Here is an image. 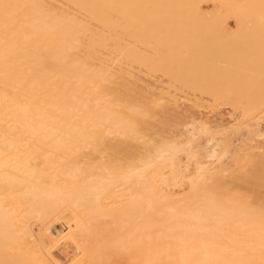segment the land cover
Listing matches in <instances>:
<instances>
[{"label": "bare ground", "instance_id": "obj_1", "mask_svg": "<svg viewBox=\"0 0 264 264\" xmlns=\"http://www.w3.org/2000/svg\"><path fill=\"white\" fill-rule=\"evenodd\" d=\"M200 1L0 0V264H264L257 0Z\"/></svg>", "mask_w": 264, "mask_h": 264}, {"label": "rangeland", "instance_id": "obj_2", "mask_svg": "<svg viewBox=\"0 0 264 264\" xmlns=\"http://www.w3.org/2000/svg\"><path fill=\"white\" fill-rule=\"evenodd\" d=\"M202 1H204V0H202ZM202 1H200L201 2V6H202V11H206V12H209V11H212L213 9L215 10V9H217L218 8V10L217 11H221V12H219L220 13V15H221V19L220 20H222V19H224V17L222 16V12L224 13L225 11H226V13H224L225 15L224 16H226V14H227V10H229V8H227L228 6L226 5V8H227V10H226V8L225 9H223L222 7H224V6H222L221 7V5L218 3V2H220L221 0H218V2H215L214 4L212 3V2H210V1H208V3L207 2H202ZM217 1V0H216ZM223 1V0H222ZM228 1V2H227ZM233 1V3L235 2V0H224L223 1V3H225V4H231V2ZM235 3H237V2H235ZM218 4V5H217ZM253 5H251L252 7V15H254V13H255V17H257L258 18V20H257V18L256 19H254V20H252V21H250L249 20V22H253L252 24L251 23H248V21L246 22H244L245 24H243L242 26H246L245 28L247 29V27L249 28V31H251L252 32V35H254V37H252V42H251V44L248 46V47H241V45H239L238 44V42L237 41H239L240 40V38L239 39H237L238 38V35H236V39H237V41H235V38L233 39L236 43H234V42H231V46L233 45V47H235V48H233V47H231L232 49V51H236V52H242V51H240L241 50V48H242V50H243V52H244V49L247 51V53L248 52H250L249 53V55L251 54V53H255L254 55H256L257 54V57L256 56H254V57H251V56H245L246 54H242V55H240L241 56V63H247V61L249 62V60L248 59H250V61L251 62H249L250 63V65H251V63H252V61H253V63H255L254 61H259L260 62V57H258V55L259 54H262V59H264V37H262V36H264V30H262V28H260V26L261 25H257L256 26V24H258V22H259V20H261L262 21V18H264V17H261V16H259V14L260 15H262V16H264V0H257V1H255V2H253L252 3ZM213 5V6H212ZM232 5V4H231ZM231 5H229V6H231ZM234 5V4H233ZM207 8V9H206ZM220 8V9H219ZM233 8V7H232ZM231 8V9H232ZM235 8V7H234ZM237 8V7H236ZM258 8H260V9H258ZM223 9V10H222ZM259 10V11H258ZM216 11V10H215ZM230 12H231V15L229 14H227V16L226 17H228V18H226L227 20H225V22H226V25L227 26H229L230 27V29H233L232 31H237V27L235 26V24H234V19L236 18V16H235V18H234V16L232 15L233 13H235V12H233V9L232 10H229ZM260 11H262V12H260ZM233 12V13H232ZM241 12V11H240ZM219 13H217V14H219ZM237 13H238V11H237ZM240 14V13H239ZM257 14V15H256ZM259 16V17H258ZM223 17V18H222ZM254 17V18H255ZM217 18V17H216ZM240 19H243V18H240ZM247 19V18H246ZM235 20H237V18L235 19ZM256 20V21H255ZM219 21V20H218ZM220 22H222V21H220ZM224 22V21H223ZM248 23V24H247ZM261 23V22H260ZM259 23V24H260ZM250 27H251V29H250ZM262 27H264V26H262ZM245 28L243 29V30H245ZM248 31V29L245 31V32H247ZM262 33V34H261ZM243 34H244V32H243ZM246 34V33H245ZM241 35H242V33H241ZM247 35H249V34H247ZM234 36V35H233ZM231 37H232V35H231ZM241 37V36H240ZM262 38V40H261V38ZM250 38V37H249ZM253 38H255V39H253ZM260 38V39H259ZM232 39V38H231ZM247 39V38H246ZM251 39V38H250ZM258 39V40H257ZM243 40V39H242ZM242 40H240V41H242ZM244 40H245V38H244ZM243 40V41H244ZM249 40V39H248ZM228 41H230V40H228ZM232 41V40H231ZM251 40H249V42H250ZM256 41V42H255ZM240 43V42H239ZM241 44H243L242 42H241ZM235 45V46H234ZM240 46V47H239ZM239 47V48H238ZM237 49H240V50H238L237 51ZM250 50V51H249ZM231 51V52H232ZM259 53V54H258ZM222 54H217V59H220V60H223V57H225V55H223V56H221ZM216 57V56H215ZM221 57V58H220ZM244 58V59H243ZM248 58V59H247ZM259 58V59H258ZM217 59H215L216 61H219V60H217ZM247 59V61H245ZM242 60H243V62H242ZM257 61V63L259 64V62ZM262 61V60H261ZM257 63H255V64H252L251 65V67H255V68H257V69H259L260 68V70H261V72H259V74L258 75H260L261 73H264V72H262V67H264V65H262V64H264V63H262V62H260L261 63V65H262V67H260ZM258 66H257V65ZM245 64H241V66L243 67V68H245L246 69V67L249 65L248 63L246 64L247 66H244ZM253 65H255V66H253ZM248 67H250V66H248ZM248 67H247V69H248ZM257 69H255V70H257ZM259 70V71H260ZM55 230V232L57 231V233H58V230L55 228L54 229ZM53 230V231H54ZM61 230V229H60ZM62 231V230H61ZM59 247H62V246H59ZM61 250H62V248H61ZM60 257V256H59Z\"/></svg>", "mask_w": 264, "mask_h": 264}]
</instances>
